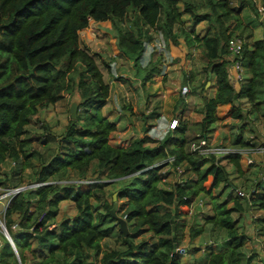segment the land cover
Returning <instances> with one entry per match:
<instances>
[{
	"label": "trees",
	"instance_id": "trees-1",
	"mask_svg": "<svg viewBox=\"0 0 264 264\" xmlns=\"http://www.w3.org/2000/svg\"><path fill=\"white\" fill-rule=\"evenodd\" d=\"M178 3H182V10L194 24L205 22L215 29L214 34L208 31L200 36L185 30ZM201 7L207 10L199 12ZM238 7L234 8L230 0L197 3L192 0H0V58L5 61L0 66V166L9 158L19 161L17 177L13 170L12 175H7L10 179H18L31 167L24 135L38 109L56 104L65 95L78 102L76 117L69 120L66 133L58 139L54 155L47 162L40 159L34 168L35 183L46 184L21 190L4 211L3 223L15 244L19 261L1 235L0 262L10 264L15 257L12 264H182L179 247L184 239V218L196 197L204 194L210 195L212 214L203 218L199 228L191 227L189 236L194 239L209 225L223 230L226 239L217 245L218 249L205 246L208 257L203 264H251L249 256L241 251L247 237L238 231L232 218V212H243L242 203L235 199L233 207L227 208L226 203L211 195L212 188L230 183L219 158L242 172L241 153L236 150L217 157L199 153L193 147L206 138L208 130L219 120L220 106L230 105L232 117L240 118L241 101L249 104L255 114L264 105V35L252 39V32L240 19L242 9L253 10L257 15L258 12L251 0H238ZM129 10L134 30L119 28V47L139 68L143 69L142 36L147 27L161 30L167 49L180 46L174 31L176 26L181 27L187 46L197 43L202 48L208 62L207 81L210 76L214 78L211 86L214 93L202 98L198 109L202 118L195 124L198 133L193 136L187 134L186 123L179 121L172 134L157 146L145 145L154 139L148 130L126 147L109 143L116 125L100 115L109 97V85L103 80L95 56L80 45L79 32L88 26L90 19L122 20L127 18ZM255 25H249L250 29ZM238 30L240 34L235 35ZM235 38L242 41L239 54L229 49V41ZM238 67L246 77L237 80L239 88H236L231 78L234 80L239 73ZM157 71L152 66L144 78ZM75 93L77 96L73 97ZM243 127L241 124L233 140L241 148L248 145L241 134ZM169 157L173 160H167ZM161 160L164 163L158 164ZM182 163L193 176L183 183H172L170 188L160 186L172 172L177 173ZM70 172L76 174L77 180L98 182L58 183L69 180ZM209 176L212 180L207 189L204 183ZM8 180L7 177L4 182L6 188L11 187ZM260 184L257 182L256 186ZM109 185H118L110 193V200L105 191ZM255 190L247 205L259 203L264 207V188L260 193ZM112 194H116V199L112 200ZM64 200L72 201L77 213L49 229L48 221H54ZM92 201L98 203L100 211ZM114 205L115 216H112ZM41 214L43 218L39 220ZM117 217L124 218L127 235L119 230ZM110 223L118 227L115 240L121 246L102 251L101 242L114 229ZM145 233L148 235L140 237ZM35 243L39 252L46 255L35 256ZM100 252L98 263L96 256Z\"/></svg>",
	"mask_w": 264,
	"mask_h": 264
},
{
	"label": "rangeland",
	"instance_id": "rangeland-1",
	"mask_svg": "<svg viewBox=\"0 0 264 264\" xmlns=\"http://www.w3.org/2000/svg\"><path fill=\"white\" fill-rule=\"evenodd\" d=\"M192 1L197 3L201 0ZM251 1L254 2L258 15L253 10L242 9L240 19L244 26L247 25L248 31L252 32V39H255L264 35V5L262 0ZM230 3L234 8H239L238 0H230ZM178 9L181 12V20L185 30L195 31L200 36L208 31L211 35L214 34L215 29L207 23L194 24L189 14L182 10V3H178ZM206 10V7H201L198 11L205 12ZM132 17V11L129 10L127 18L122 20L94 22L90 19L88 26L79 32L80 45L86 47L95 56L96 63L103 73V80L109 85V97L105 106L100 110V115L116 125V129L110 133L109 143L117 147H126L135 139L141 138L145 130H148L149 135H152L154 139L153 142L145 145L157 146L166 136L172 134V131L179 126V121L186 123L189 129L187 134L193 136L198 133L195 124L202 118L198 112L203 103L202 98L210 97L214 93V88H211L214 78L210 76L209 81H207L205 69L208 62L202 48L197 46V43L187 46L184 35L181 33V27L176 26L174 31L180 46L172 47L171 50L167 49V41L161 30L147 27L146 34L142 36L145 51L141 64L143 69H141L119 47V28L131 29ZM253 23H256L255 28L250 29L249 25L253 26ZM132 29L134 30V28ZM240 30L236 31L235 35H239ZM245 35L246 33H243L244 40ZM4 62V59L0 58V66L4 65ZM152 66L157 67L159 71L150 74L151 77L148 79L144 78L146 71L150 70ZM240 73L242 74H240L241 81H243L242 76H245L243 69ZM235 79L236 77L234 80L231 78V81L234 85L237 84L236 88H239V82ZM204 82L205 87L203 86ZM183 87L188 89L185 94L181 92ZM76 96L77 93L73 97ZM72 99V97L68 98L65 95L63 99L57 102V105H48L38 109L31 124L27 126L28 132L24 135L27 141L25 152L29 155L27 160L31 163V167L24 170L19 176L20 178H13L9 186L23 184L25 190L35 189L34 186H31L32 182H35L34 168L37 167L40 159L47 162L46 160L54 155L58 139L64 136L70 124L69 120L72 118L70 106L73 101H76ZM241 108L242 116L233 118L230 105L219 107L217 109L219 120L208 130L206 141L204 143L200 141L201 143H197L193 147L199 153H203L202 147L215 145L230 149V152L239 150L238 152L241 153L242 172L236 171L224 158H219L221 159L220 163L225 166L229 174L230 183L212 188L211 195L216 196L218 202L226 203L227 208L233 207L235 199L242 203L244 210L241 214L232 212V218L236 222L238 231L247 237L241 251L244 255L249 256L248 261H252L251 264H262L264 261V207H261L259 203L247 205L246 201L250 198L253 190L256 189L254 192L260 193L263 192L262 188H264V105L261 107L262 110L256 114L252 112V107L245 101H241ZM172 119L177 121L174 129L169 128ZM241 124L244 125L241 134L243 139L248 142V145L243 148L233 144L235 135L240 132ZM44 125L48 126V129ZM220 156L217 155V157ZM167 160L172 161L173 158L169 157ZM162 163H164L163 160L158 161V164ZM167 168H164L162 172H165ZM18 169L19 161L11 158L7 159L0 167V193L6 189L4 182L8 177L7 175H12L11 171L16 170L14 172V176H16ZM187 170L186 164L182 163L178 166L177 173L172 172L165 178L166 182L161 183L160 186L170 188L172 183H183L188 176H193ZM68 176L70 179L66 181L71 182L66 183L64 181L66 184H72L73 181L79 179L73 172H70ZM101 180L108 181L107 179ZM211 180L212 177L209 176L204 183L207 189ZM257 182L262 184L256 186ZM58 183L62 184V181ZM117 187L118 185L105 187L106 193L109 194L108 200H110V193ZM238 190L243 192L245 197H240L237 194ZM111 198L113 200V194ZM6 202L7 199L0 202V219H2V208ZM92 202L95 209L100 211L101 208L98 203ZM76 213L72 201L60 202L58 214L54 221H48V228L54 229L60 220L65 217H73ZM208 214H212L210 195L201 194L196 197L190 212L184 218L186 223L183 231L184 239L179 247L183 255L181 256L182 264H203L208 257V250L205 246L211 245L213 249H218L217 245L224 243L226 239L224 231L209 225L203 228L200 235L194 239L190 238L189 229L191 227L199 228L203 223V218ZM110 227H114V229L112 234L101 242L102 251L121 246L115 240L118 227L115 228V223H110ZM1 235H3L2 230L0 231ZM143 235L147 236L148 234H142L140 237ZM1 239L3 240L2 236ZM134 241H137V238ZM33 247L36 249V257L46 255V253L41 254L39 252L40 248L36 243ZM184 249H188L190 252L184 251L183 253ZM194 249L197 250L193 251ZM101 257L102 253L100 252L96 256L98 263ZM16 259L19 261L18 257ZM16 259L15 257L12 258L10 264ZM87 261H93V259L87 258Z\"/></svg>",
	"mask_w": 264,
	"mask_h": 264
},
{
	"label": "built area",
	"instance_id": "built-area-1",
	"mask_svg": "<svg viewBox=\"0 0 264 264\" xmlns=\"http://www.w3.org/2000/svg\"><path fill=\"white\" fill-rule=\"evenodd\" d=\"M229 49L234 53V54H239L240 52H241V49H242V41L239 39V38H235V39H231L230 41H229ZM238 69H239V73L237 74V76H236V80H238V81H240L241 80V68H239L238 67ZM187 91H188V89H187V87H183L182 88V93L183 94H185V93H187ZM176 123H177V121L176 120H172V122L170 123V128H174L175 127V125H176ZM206 141V138H203L202 140H201V142H205ZM200 142V143H201ZM202 150H203V154H209V153H211V154H215V155H223V154H226V153H228V152H230V149H227V148H225V147H222V146H219V145H215V146H213V147H206V146H204V147H202ZM64 182V181H63ZM66 183H70L71 181H65ZM64 182V183H65ZM74 183H80V184H85V185H87V184H90V183H92V182H96L95 180H88V179H84V180H77V181H73ZM42 185V183H34L32 186H34V187H38V186H41ZM23 189V187H16V188H13V189H8V190H6L2 195H0V200L1 199H3V198H7V199H11V197L13 196V195H15L16 193H18V192H20L21 190ZM237 194L240 196V197H245V194L243 193V192H241V191H237ZM43 217H42V215L39 217V220H41ZM0 226H1V228L3 229V223L2 222H0ZM3 231H4V229H3ZM5 232V231H4ZM6 233V232H5ZM7 236V235H6ZM8 237V240H9V242H10V244H11V246H12V248H13V250H14V252L16 253V255H17V251H16V248H15V245H14V243H13V241L11 240V238L9 237V236H7ZM0 264H3L2 262H0ZM262 264H264V261H262Z\"/></svg>",
	"mask_w": 264,
	"mask_h": 264
},
{
	"label": "water",
	"instance_id": "water-1",
	"mask_svg": "<svg viewBox=\"0 0 264 264\" xmlns=\"http://www.w3.org/2000/svg\"><path fill=\"white\" fill-rule=\"evenodd\" d=\"M77 109H78V102L73 101L70 106V116L72 117V119H75L76 114H77ZM113 199H116V194H113ZM115 209H116V205H114L110 211L112 216H115V213H114ZM117 221L119 223V230L123 232L124 235H127L128 227L126 225L124 218L117 217ZM172 229L174 230V226L172 227ZM179 251H182V250H179Z\"/></svg>",
	"mask_w": 264,
	"mask_h": 264
},
{
	"label": "clouds",
	"instance_id": "clouds-1",
	"mask_svg": "<svg viewBox=\"0 0 264 264\" xmlns=\"http://www.w3.org/2000/svg\"><path fill=\"white\" fill-rule=\"evenodd\" d=\"M242 69V68H241ZM242 75V74H241ZM243 77V76H242ZM241 81V80H240ZM172 120H176V119H172ZM172 120L170 121V123L172 122ZM169 126H170V124H169ZM175 127H176V125H175ZM174 127V128H175ZM170 128V127H169ZM174 128H171V129H174ZM149 134H150V132H149ZM148 134V135H149ZM151 136V135H150ZM153 137V136H152ZM81 180V179H80ZM96 182H98L97 180H95ZM35 182H32V184H31V186L34 184ZM62 183H63V181H62ZM43 184H46V183H42V185ZM65 184V183H64ZM19 187H23V189H25V187L24 186H19ZM14 188H16V187H14ZM8 189H13L12 187H10V188H6V189H4V191L2 192V193H0V195H2L6 190H8ZM22 189V190H23ZM17 194V193H16ZM14 196V195H13ZM12 196V197H13ZM12 197H11V199H12ZM4 199H7V198H3V199H1L0 201H3ZM11 199H7V202L5 203V205H4V207H3V209H2V213H3V215H2V219H0V222H2L3 223V216H4V211H5V209H6V207L8 206V204H9V202H10V200ZM42 215V214H41ZM41 215H39V217L41 216ZM43 216V215H42ZM0 228H1V226H0ZM3 229H4V231L6 232H4L3 231ZM3 229L1 228V230H2V233H3V236H4V238L9 242V240H8V237L7 236H9L10 237V235H9V233L7 232V230H6V228H5V226H4V223H3ZM0 230V231H1ZM7 235V236H6ZM11 238V237H10ZM11 240H12V238H11ZM13 241V240H12ZM14 243V242H13ZM9 244H10V242H9ZM11 245V244H10ZM15 245V244H14ZM12 247V246H11ZM16 248V247H15ZM13 249V248H12ZM180 250V249H179ZM14 251V250H13ZM17 251V250H16ZM15 253V252H14ZM183 253H184V250H183ZM16 254V253H15ZM18 257V255H16V258Z\"/></svg>",
	"mask_w": 264,
	"mask_h": 264
},
{
	"label": "crops",
	"instance_id": "crops-1",
	"mask_svg": "<svg viewBox=\"0 0 264 264\" xmlns=\"http://www.w3.org/2000/svg\"><path fill=\"white\" fill-rule=\"evenodd\" d=\"M245 76H246V74H245ZM244 75H243V78L245 77ZM58 103H56L55 105H57ZM220 107H223V106H220ZM122 111H124V110H122ZM148 134H149V132H148ZM3 166V164L0 166V167H2ZM8 184H10V182H12V179H10L9 178V176H8ZM23 185V184H22ZM14 186V185H13ZM13 186H11V187H13ZM21 186V185H20ZM7 188H10V187H8L7 186ZM0 202H2V201H0ZM5 205V204H4ZM4 205H3V207H4ZM3 209V208H2ZM3 246V240L1 239V236H0V248ZM187 255V254H186ZM194 257V256H193ZM255 262V261H254Z\"/></svg>",
	"mask_w": 264,
	"mask_h": 264
}]
</instances>
